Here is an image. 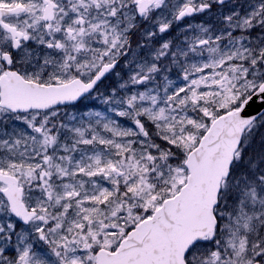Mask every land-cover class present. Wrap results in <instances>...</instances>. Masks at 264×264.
Wrapping results in <instances>:
<instances>
[{"label":"snow or ice","instance_id":"6c2138e0","mask_svg":"<svg viewBox=\"0 0 264 264\" xmlns=\"http://www.w3.org/2000/svg\"><path fill=\"white\" fill-rule=\"evenodd\" d=\"M0 264H264V0H0Z\"/></svg>","mask_w":264,"mask_h":264}]
</instances>
